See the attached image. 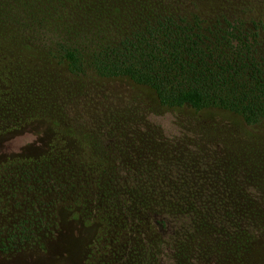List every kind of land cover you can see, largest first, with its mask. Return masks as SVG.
I'll use <instances>...</instances> for the list:
<instances>
[{"label":"trees","instance_id":"trees-1","mask_svg":"<svg viewBox=\"0 0 264 264\" xmlns=\"http://www.w3.org/2000/svg\"><path fill=\"white\" fill-rule=\"evenodd\" d=\"M58 1L74 5L71 18L52 0H0V121L43 123L50 143L35 165L56 162L63 199L85 206L76 218L97 230L109 264H246L248 255L264 264V18L243 2L205 12L196 0L186 9L182 0ZM86 77L168 114L188 135L154 139L141 115L92 121L73 86ZM59 78L69 87L57 89ZM83 121L92 132L75 125ZM23 204L12 228L0 226V256L39 244L44 204Z\"/></svg>","mask_w":264,"mask_h":264},{"label":"rangeland","instance_id":"rangeland-1","mask_svg":"<svg viewBox=\"0 0 264 264\" xmlns=\"http://www.w3.org/2000/svg\"><path fill=\"white\" fill-rule=\"evenodd\" d=\"M196 1L205 12H223V10L234 7L236 3L240 4L243 2L246 4V14L253 17L264 18V0ZM51 6L56 7L58 14L65 17L66 20L69 16L71 18L75 12L74 5H71L68 1H58V3L55 2L54 4L52 0ZM180 6L186 9L189 7V0H182ZM20 83L24 86L27 85L25 80H21ZM52 83L56 84L57 89L65 85L66 88L69 87L66 80L60 78L53 80ZM73 83V86L81 87V91H79L81 94L77 103L85 109L84 114L86 113V116L92 121L97 119L99 122L104 123L108 120L105 119L107 116L114 115V117L118 118L120 114H122V116L126 114L127 117L134 116V121H137L136 118L138 119L141 115L138 123L145 125V127L147 126L146 130L154 139L160 141L173 140L177 142L181 136L185 137V134L188 135V132L175 124L168 114L156 112L152 107L146 104L142 105L138 99H132V102H129V99H122L118 96V92H113L108 89L105 84L99 83L98 80L92 77H86L85 79L77 78ZM36 84L40 85L41 82L36 80ZM52 85L53 84H51L50 88H52ZM20 97L25 98L23 95ZM38 116L35 115V119ZM87 117L85 119H87ZM83 123L86 124H79V122H76L75 125L78 126L82 132H92V128H90L92 125L87 121H83ZM16 127L11 126L8 122L0 121V158L2 159V161H0V166H3V173H8L11 177V180L5 178V184L0 181V226L6 224L9 228H12L11 226L14 224V215H18L25 211V204H23V201H26V199L34 201L35 198L38 204H44L41 205L45 208L41 207V209L44 211V223L46 226L44 230H41L39 233V244L26 247L25 245H16L18 250L14 253L0 256V264H109V260H113L106 258V252H108L106 243H98L93 240L97 230L88 228L84 221H80L79 218H76V215L86 210L85 206H83L81 202H74L69 193L68 197H66L65 200L63 199L57 187V175L55 173L57 168L54 166L56 162H53V164L35 165L42 153H45L46 147L50 143L49 133L45 131L43 123L41 124L34 120H30L29 122H25L20 128ZM186 144L191 145L193 143L189 141L186 142ZM197 144L201 145L196 141L194 145ZM41 161L42 160H38L39 163ZM20 169L21 171L27 170L30 174L34 173L36 176L43 175L46 177L42 179L44 181L41 182V184L34 181L25 182V175L19 177V173L17 172L16 174L15 172ZM0 177L4 176L0 174ZM59 177L61 181L64 179V176L61 177L59 175ZM9 183L11 184L9 185ZM78 186L79 184H76V189L72 190L73 195H77L79 191H81V188H78ZM16 188H18V191L15 197H13L11 193L15 192ZM37 188H42L41 196L39 192L33 190ZM65 190L67 191V189ZM152 190H154V188H152ZM152 190L150 189L151 192ZM168 192V190H163L157 192V194L162 195L163 193V196H166ZM119 199L121 203H125L122 194H120ZM21 203L23 205H21ZM194 206L199 210L204 204L202 201L197 200ZM1 211H3L4 215L1 214ZM8 219L10 221H8ZM177 222L180 225L186 222V220L184 218L181 222ZM176 226L175 224H171L173 229H175ZM171 235L172 233L169 231L168 238H170ZM134 242L133 239L126 241L128 245ZM114 243L119 247L123 246L121 241H115ZM116 244H113L114 248H118ZM94 251L97 252L94 254ZM86 257L89 262L86 260ZM190 257L192 258L188 259V261L190 260L192 263L182 261L183 264H197L195 257ZM166 261H168V257L165 258V262ZM244 261L246 264L259 263L257 259L255 260L253 255H248ZM232 262L233 259L231 256L225 264H232ZM210 264L216 263L213 260Z\"/></svg>","mask_w":264,"mask_h":264}]
</instances>
